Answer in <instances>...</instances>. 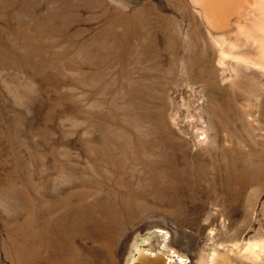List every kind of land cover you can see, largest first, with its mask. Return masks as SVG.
<instances>
[{"label": "rangeland", "instance_id": "rangeland-1", "mask_svg": "<svg viewBox=\"0 0 264 264\" xmlns=\"http://www.w3.org/2000/svg\"><path fill=\"white\" fill-rule=\"evenodd\" d=\"M205 5L0 0V264H264V0Z\"/></svg>", "mask_w": 264, "mask_h": 264}, {"label": "bare ground", "instance_id": "bare-ground-1", "mask_svg": "<svg viewBox=\"0 0 264 264\" xmlns=\"http://www.w3.org/2000/svg\"><path fill=\"white\" fill-rule=\"evenodd\" d=\"M193 1L196 2L197 4H201V7H202V9H203V12H204V14H205L207 20H208L209 22L213 23V19H214V17H213V15L210 14L209 9L207 8L208 5H207V6L205 5L206 0H193ZM214 15H215V14H214ZM223 38H226V39H227V36L225 35V37H223ZM226 41H227V40H226ZM234 42L240 44V42H242V41L239 40V38L237 37V38L234 40ZM225 262H226V259H225V258H221V259L216 258V259L213 261V264H225ZM176 263H181V261H177Z\"/></svg>", "mask_w": 264, "mask_h": 264}]
</instances>
